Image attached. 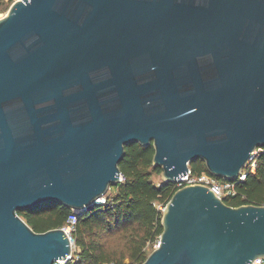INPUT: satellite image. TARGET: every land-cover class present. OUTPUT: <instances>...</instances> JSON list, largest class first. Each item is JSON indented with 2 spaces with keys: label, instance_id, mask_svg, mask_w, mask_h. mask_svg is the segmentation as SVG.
I'll return each instance as SVG.
<instances>
[{
  "label": "water",
  "instance_id": "95a60500",
  "mask_svg": "<svg viewBox=\"0 0 264 264\" xmlns=\"http://www.w3.org/2000/svg\"><path fill=\"white\" fill-rule=\"evenodd\" d=\"M153 145L175 183L198 159L237 181L264 147V0H15L0 17V264H56L73 243L19 214H84ZM141 264H252L264 205L178 188Z\"/></svg>",
  "mask_w": 264,
  "mask_h": 264
},
{
  "label": "trees",
  "instance_id": "16d2710c",
  "mask_svg": "<svg viewBox=\"0 0 264 264\" xmlns=\"http://www.w3.org/2000/svg\"><path fill=\"white\" fill-rule=\"evenodd\" d=\"M4 8V1L0 0V11ZM153 155V145L143 146L138 142L126 145L125 156L120 162L123 178L113 186L117 192L107 197L104 204L95 205L79 215L72 232L74 259L65 264H141L145 261L148 243L159 241L163 231L161 207L178 189L176 183L154 181V173H161L162 168L154 165ZM254 161L256 165L249 164L246 178L235 181L237 194L225 198L227 204L264 205V147L255 155ZM189 166L193 172L208 171L202 159ZM73 212L61 203L49 201L20 210L18 214L35 231L44 232L62 227ZM117 228L130 231L128 252L119 254L104 242L105 235Z\"/></svg>",
  "mask_w": 264,
  "mask_h": 264
},
{
  "label": "built area",
  "instance_id": "2783aa9c",
  "mask_svg": "<svg viewBox=\"0 0 264 264\" xmlns=\"http://www.w3.org/2000/svg\"><path fill=\"white\" fill-rule=\"evenodd\" d=\"M256 155V152H255ZM255 157V156H254ZM249 164L256 165V162L254 161V158L250 161ZM249 164L243 169L241 175L239 176L240 180H243L247 176V169ZM123 178V177H122ZM176 187L180 188L184 185L188 184H195V183H200V184H205L208 185L218 196L221 198H230L234 195L237 194V189H236V184L235 181H229L226 179H221L219 177H216L212 174H210L208 171H202L200 173L193 172L191 167L189 166L188 172L182 176H179L177 178ZM106 202V198L104 199ZM79 214L76 213L75 211L71 213L68 218L66 223L61 227L63 228L68 235L70 236L73 246H74V238L72 237V232L76 228V224L78 222ZM159 244V241L157 245ZM74 250V248H73ZM73 253L70 254L68 259L65 260H59L56 264L58 263H66L67 261L73 260ZM252 264H264V258H256Z\"/></svg>",
  "mask_w": 264,
  "mask_h": 264
},
{
  "label": "rangeland",
  "instance_id": "374dc122",
  "mask_svg": "<svg viewBox=\"0 0 264 264\" xmlns=\"http://www.w3.org/2000/svg\"><path fill=\"white\" fill-rule=\"evenodd\" d=\"M3 1H4L5 8L0 11V17L7 12L8 8L15 0L13 2H11L10 0H3ZM261 150H262V147L255 150L256 154ZM153 179L156 183H160L163 180L161 173H154ZM116 192H117V189L115 187L113 186L110 187L106 195V199L107 197H112ZM161 208L163 210V206ZM129 238H130V231L123 230L122 228H117L105 235L104 242L108 248L114 249L119 254H121L123 252H128ZM157 243L158 241L148 243L146 247V252L148 253V255L156 248ZM74 249H75V244H74ZM125 262L128 263L129 259L126 258ZM58 264H65V263H58Z\"/></svg>",
  "mask_w": 264,
  "mask_h": 264
}]
</instances>
